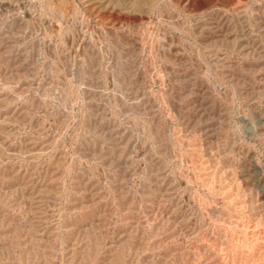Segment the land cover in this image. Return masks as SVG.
<instances>
[{
    "label": "rangeland",
    "instance_id": "1",
    "mask_svg": "<svg viewBox=\"0 0 264 264\" xmlns=\"http://www.w3.org/2000/svg\"><path fill=\"white\" fill-rule=\"evenodd\" d=\"M0 264H264V0H0Z\"/></svg>",
    "mask_w": 264,
    "mask_h": 264
},
{
    "label": "bare ground",
    "instance_id": "2",
    "mask_svg": "<svg viewBox=\"0 0 264 264\" xmlns=\"http://www.w3.org/2000/svg\"><path fill=\"white\" fill-rule=\"evenodd\" d=\"M14 5V4H13Z\"/></svg>",
    "mask_w": 264,
    "mask_h": 264
}]
</instances>
